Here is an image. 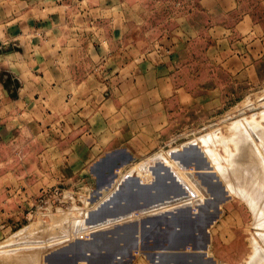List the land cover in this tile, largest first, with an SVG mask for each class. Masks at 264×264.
Returning <instances> with one entry per match:
<instances>
[{"label":"rangeland","instance_id":"374dc122","mask_svg":"<svg viewBox=\"0 0 264 264\" xmlns=\"http://www.w3.org/2000/svg\"><path fill=\"white\" fill-rule=\"evenodd\" d=\"M248 2L242 1L245 9ZM187 3L126 1L129 42L142 55L152 53L160 44L163 47L158 49L174 56L175 83L180 92L176 99L163 97L166 110L155 127L145 128L139 137L132 135L133 141L128 143L106 145V151L128 147L136 154L116 165L115 179L111 174L108 181H100L99 167L93 164L90 174L81 172L60 185L64 188L63 201L71 204L63 209L56 205L29 207L17 221L15 205L0 203V264H63L66 252L51 250L77 238L86 242L72 251L88 253L92 264H158L159 250L172 247L176 236L191 245L207 242V264H248L253 259L264 264V203L237 194L241 176L264 181L263 3L256 17L202 19L185 15ZM250 22L258 28L250 31ZM96 28L93 23H71L63 26L56 41H74L81 33L88 38ZM3 79L0 88L7 91H16L20 84L8 71ZM173 101H177L176 110ZM136 114L130 111L129 121L136 120ZM191 144H198L220 176L226 186L224 199L211 174L198 171L196 165L202 162L199 153L194 148L185 149ZM137 147L143 148L145 155L137 153ZM168 168L182 187L174 184ZM135 176L149 185L138 186ZM0 178L3 185L10 184L9 176ZM168 193L172 196L149 208L118 217L108 215L121 212L135 199ZM188 205L197 211L194 219L189 216ZM178 207L185 209L175 211ZM170 210L173 212L165 213ZM210 211H214L211 216ZM211 217L214 221L208 232L200 233ZM108 227L109 232H96ZM129 250L134 255L127 257ZM25 257L30 261L22 259Z\"/></svg>","mask_w":264,"mask_h":264},{"label":"crops","instance_id":"0c3cea01","mask_svg":"<svg viewBox=\"0 0 264 264\" xmlns=\"http://www.w3.org/2000/svg\"><path fill=\"white\" fill-rule=\"evenodd\" d=\"M126 1L0 0V53L8 50L0 54V81L8 71L20 83L16 91L0 88V177H10V184L0 183V203L15 205L16 221L42 188L89 173L93 164L98 179L108 181L136 154L106 145L145 134L166 110L163 97L178 96L176 58L160 44L142 55L129 42ZM185 1V15L201 19L256 17L264 8V0H248L247 9L244 0ZM75 22L97 28L88 38L81 33L57 43L63 26ZM257 28L250 22V31ZM130 111L136 120L129 121Z\"/></svg>","mask_w":264,"mask_h":264},{"label":"water","instance_id":"95a60500","mask_svg":"<svg viewBox=\"0 0 264 264\" xmlns=\"http://www.w3.org/2000/svg\"><path fill=\"white\" fill-rule=\"evenodd\" d=\"M187 148H194L199 153V156L202 162L196 165L198 171H206L209 174H211V176L216 180L215 182L218 184V187L221 193L223 194V199H224V194H225L224 192H226V186L224 185L220 176L212 169L211 162L209 161L205 152L198 146V144H191L185 147V149ZM168 169L172 175L174 184L179 187H182V184L180 183V181L178 180L174 172H172L170 168ZM116 175L117 173H116V167H115L112 171V176L114 179L116 178ZM133 178L135 179L137 185L140 187H147L149 185L148 183L143 182L142 179L138 176H135ZM169 196H172V194L168 193L167 195L165 194V196H159L155 198L154 197L153 198H138V199H135L129 202L131 204L128 205L127 208L122 210L121 212H115V213L108 214V215L112 217H118L120 214H123V213L128 214L132 211L149 208L151 206L158 204L160 200H163L164 198L169 197ZM217 208H219V206H217L216 209ZM180 209H184V208H177V210H180ZM186 209L189 213V216L192 219H194L196 217L197 211L193 208L192 205H188ZM172 212L173 211L170 210L165 213L169 214ZM213 212L214 211H210V216H211V213ZM213 221H214V218L212 217L209 220H207V222L203 226H201L200 233H203V232L207 233L208 227ZM107 230L109 232L110 228L108 227V229H99L96 232H105ZM85 242H86V239L77 238L73 241H69L68 243L64 245L56 247L52 249L51 251L64 250L66 252L67 261L64 262L63 264H92L87 260L88 253L83 252V251L82 252L72 251V249L75 246L83 245ZM207 246H208L207 242H204L203 244H200V245H197V244L191 245L189 244V242H187L183 246L173 248V249L166 248L163 246L161 250L159 251L163 256H166V259H167L166 264H207L208 262L207 261L208 260ZM132 255H134L133 250H129L127 257L132 256ZM124 262L125 261H122V264H124Z\"/></svg>","mask_w":264,"mask_h":264},{"label":"bare ground","instance_id":"6f19581e","mask_svg":"<svg viewBox=\"0 0 264 264\" xmlns=\"http://www.w3.org/2000/svg\"><path fill=\"white\" fill-rule=\"evenodd\" d=\"M250 126V125H249ZM247 150V149H246ZM251 149H249L250 151ZM252 151V150H251ZM181 153V152H180ZM247 156V155H246ZM251 156V155H250ZM182 165V164H181ZM187 165V164H186ZM184 166V165H182ZM145 167V166H144ZM188 167V166H187ZM223 172V171H222ZM242 172V171H240ZM224 173V172H223ZM254 173V172H253ZM226 176V175H224ZM242 177V176H241ZM239 178L238 180V183L241 184L242 186L239 188L241 189V191H238L237 194L239 195H243L244 198L248 199V201H252L254 199V203H264V181L258 179V177L256 178H248V177H245L243 176L242 178ZM227 178V176H226ZM125 181V180H124ZM202 181V180H201ZM245 186H248V190L246 191L245 189ZM250 187V189H249ZM236 188H234L235 190ZM238 189V190H239ZM232 191V190H231ZM262 193V194H261ZM258 197V198H257ZM251 203V202H249ZM253 203V202H252ZM182 205V204H181ZM186 207V206H185ZM184 207V209H185ZM178 208H182V207H178ZM184 209H180V210H177V208H174L175 211H182ZM185 215V214H184ZM206 221V220H205ZM187 223V222H186ZM190 224V223H189ZM191 225V224H190ZM106 228V226H105ZM191 228H193V226L191 225ZM190 230V228H189ZM192 230V229H191ZM197 231V229H196ZM197 234V233H196ZM114 235V234H113ZM201 236V235H200ZM114 237V236H113ZM121 238V237H120ZM202 238V237H201ZM200 238V239H201ZM119 239V238H118ZM194 239V238H193ZM121 240V239H120ZM198 240V239H197ZM129 241H132V240H129ZM139 241V240H138ZM202 241V239H201ZM115 243V242H114ZM119 243V242H118ZM127 243V242H126ZM185 243H187L186 240L182 239L180 236H176V241L174 243L171 244L172 247H170V249H173V248H177V247H181L183 246ZM200 243V242H199ZM112 244V243H110ZM202 244V243H201ZM84 245V244H83ZM119 246V245H118ZM124 245H121V247H123ZM120 248V247H119ZM7 252V251H6ZM12 252V251H11ZM2 253V252H0ZM8 253V252H7ZM117 253V252H116ZM24 256V255H23ZM29 257V256H28ZM58 258V257H57ZM63 258V257H62ZM65 258V257H64ZM23 260H26L27 262L30 261V258H29V261H28V258L25 257V258H22ZM59 259V258H58ZM60 260V259H59ZM58 261V260H57ZM64 261V260H63ZM62 261V262H63ZM51 262V261H50ZM52 263V262H51ZM166 263V259H165V256H163L162 254L160 255V258H159V263L158 264H165ZM54 264V263H53ZM57 264V263H56ZM248 264H263L261 259H253L251 262H249Z\"/></svg>","mask_w":264,"mask_h":264},{"label":"built area","instance_id":"2783aa9c","mask_svg":"<svg viewBox=\"0 0 264 264\" xmlns=\"http://www.w3.org/2000/svg\"><path fill=\"white\" fill-rule=\"evenodd\" d=\"M64 188L60 185H53L49 187L42 188L37 196H35L34 203L30 206V208L36 206L45 207L46 205H56L58 208L63 209L66 207V204L61 197ZM76 204L72 203V206L75 207ZM71 206V205H70Z\"/></svg>","mask_w":264,"mask_h":264}]
</instances>
